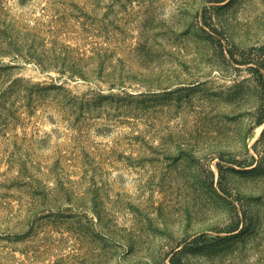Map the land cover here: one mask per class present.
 Returning a JSON list of instances; mask_svg holds the SVG:
<instances>
[{
    "label": "rangeland",
    "instance_id": "1",
    "mask_svg": "<svg viewBox=\"0 0 264 264\" xmlns=\"http://www.w3.org/2000/svg\"><path fill=\"white\" fill-rule=\"evenodd\" d=\"M0 31L54 59L0 55V264H264V0H0Z\"/></svg>",
    "mask_w": 264,
    "mask_h": 264
},
{
    "label": "trees",
    "instance_id": "2",
    "mask_svg": "<svg viewBox=\"0 0 264 264\" xmlns=\"http://www.w3.org/2000/svg\"><path fill=\"white\" fill-rule=\"evenodd\" d=\"M2 33L3 32L0 31V55L3 56V55H9L10 53H14L15 57L21 58V60H23L24 62H35L42 70L45 69V66L43 64L45 61H51V62L54 61L53 58H48L47 56L45 57L43 54L37 52V49L33 44V40H35L34 38H36L34 35L31 34V35H23L22 37L9 38V37H5L4 36L5 34ZM25 33H28V31H26ZM80 61H82L81 58H74V60H71L70 62L71 65L69 66L70 73L74 75H78L79 77L85 79L86 76L83 71V67L80 64ZM19 81L20 80H11L8 81L6 84H4L6 86V89L1 90L0 92V116L3 115V113L1 112L7 110L5 106L2 104V102L4 101L3 99L5 98L6 95L9 96L14 92H18V90L20 89ZM43 90L44 89L39 88L38 85H31L30 88L23 90L24 94L27 95L24 98L27 97V99H29L32 103L34 99H41L42 97H44L42 94ZM67 94L61 96V100L59 101H62L64 104L67 103L69 107L72 108L75 107L78 111L84 109L85 105L86 106L88 105L87 102L89 101L86 100L83 102L81 98H77L75 95H72L70 93Z\"/></svg>",
    "mask_w": 264,
    "mask_h": 264
}]
</instances>
